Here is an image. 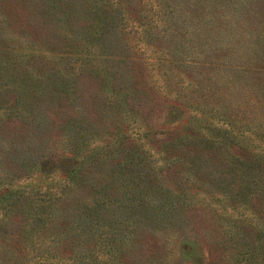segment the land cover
<instances>
[{"label": "rangeland", "instance_id": "rangeland-1", "mask_svg": "<svg viewBox=\"0 0 264 264\" xmlns=\"http://www.w3.org/2000/svg\"><path fill=\"white\" fill-rule=\"evenodd\" d=\"M0 264H264V0H0Z\"/></svg>", "mask_w": 264, "mask_h": 264}, {"label": "trees", "instance_id": "trees-1", "mask_svg": "<svg viewBox=\"0 0 264 264\" xmlns=\"http://www.w3.org/2000/svg\"><path fill=\"white\" fill-rule=\"evenodd\" d=\"M167 209H172L173 210L174 207H165L164 205H161L160 208H159V211H162V212L165 213ZM191 245H192L191 249L193 250V252L195 254L199 253L200 251L203 253V251L200 249V247H198L196 242L191 241Z\"/></svg>", "mask_w": 264, "mask_h": 264}]
</instances>
